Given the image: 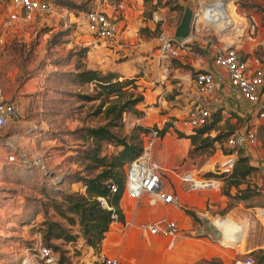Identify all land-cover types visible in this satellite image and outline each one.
<instances>
[{"label": "rangeland", "instance_id": "rangeland-1", "mask_svg": "<svg viewBox=\"0 0 264 264\" xmlns=\"http://www.w3.org/2000/svg\"><path fill=\"white\" fill-rule=\"evenodd\" d=\"M101 1L61 0L56 3L53 10L41 14L35 13L28 19L20 13L18 19L7 27L6 19L12 8L9 0H0V102L13 103L17 107V114L11 119L13 121L29 120L30 127L33 128L25 133H20L13 129L15 124L11 120L6 126L0 128V264H22L27 256H31V248L37 240H42L44 244L45 225L43 223L45 220L60 222L65 228H69L72 235L78 236L79 233L77 223L69 225L56 212L53 205H48L54 197V191L51 189L53 185L46 187L41 192L39 179L36 178V181L35 176H30V171L27 169L14 168L18 167L17 163L9 162L8 156L16 153L30 162L37 159L43 160L46 170L51 171L54 180L57 179V182L61 184L59 188L66 192L75 191L79 183L72 184L71 181L74 177L85 176L88 172L86 171L87 161L79 157L76 150L78 148L82 150L88 145H82L68 132L82 127L103 124L105 119L102 112L108 103L105 102L101 106L100 113H95L105 95L99 99L77 100L74 96H68L66 93L94 95L99 89L94 84L88 85V83L70 85L69 80L77 70L96 69L100 72L115 71L119 73L121 70L116 67L129 65L128 68L135 67L134 72L138 73L134 77L127 78H133L135 82L137 81L136 77L143 72V62L148 60L147 57L142 59L145 61H132V56L123 55V51L119 47H116L118 50L116 54L110 51L108 59L103 58L98 50L109 52L108 49H112L114 46L107 45L96 37L93 39L84 36L87 33L82 27L83 14ZM143 1L142 6L138 7L137 14L143 18L144 23L149 21L152 12L157 11V7L164 8L168 15L174 14L175 23H179L184 6L190 4L196 8L199 2L197 0H157L156 4L148 6L145 3L146 0ZM200 1L208 4L214 1L213 4L216 5L212 7L219 13V16L214 17L215 21L224 18L221 21L225 20L228 24L234 25L223 35L225 36L223 38L228 40V43H231L233 47L244 40H250L253 45L254 57L258 64L264 65V0ZM136 2L138 0H133L134 5H137ZM127 5L130 7L128 0ZM233 12H236L237 15L233 16ZM115 16L117 25L120 27V24H123L125 12ZM156 28L154 32H146L145 29L140 28L138 33L147 43L158 35ZM218 32V27L211 25L203 31V38H214L219 36L220 32ZM103 44L106 46L104 47ZM156 45H152L148 49L150 58L156 52ZM101 62L106 65L104 68L101 67ZM132 62H135L134 66ZM100 67L101 69H99ZM50 72H58L59 76L63 75L64 79L59 80L56 75H51ZM122 78H124L123 75L119 77V80ZM135 84L137 86L135 89H129L133 94L130 96L131 99L139 93L142 94V89L139 87L141 85L136 82ZM114 96H107L106 99L112 102L116 100ZM127 97V93L123 94L120 102H123ZM142 104L143 100L126 112L123 115V127L121 129L113 128L112 131L120 136L127 135L135 126L140 125L134 121L135 117L143 116V111L139 109ZM218 116L219 118L215 114L214 117L220 120L222 116L220 114ZM219 122L214 124V129L209 133L210 136L217 134L224 136L220 142L215 143V148L213 150L208 148L203 153L192 155L188 151L187 157L193 165L198 164L195 167H200L199 165L205 159L213 156L216 149H221L223 153L224 150H228L225 143L228 135L238 132L242 140L234 150L240 149L241 153L249 158V163L256 167L246 181L250 186L256 185L258 191L256 195L246 200L231 198L222 210L209 208L211 212L219 211L220 213L215 221L211 220L216 223L219 220L233 219L232 215L226 213L227 209L235 202L240 201L245 208L264 205V120H255L254 117L249 116L244 120L228 117L221 125ZM41 126L52 128L53 141L46 143L45 140H38L33 136L42 135V132L38 130V127ZM168 127L166 124L167 131H169ZM250 128L256 129L254 145H248L245 142L246 132ZM173 130L179 136L178 131L175 128ZM29 134L33 135L28 137ZM107 149L110 151L112 148L107 147ZM214 158L215 156L211 158L212 161L207 166L208 172L212 174L218 168L216 164H213ZM197 172L199 174L208 173L204 171V167L193 170L192 173ZM88 173L94 174V171ZM64 178H66L65 183L63 182ZM187 186L188 183H186ZM244 186L241 185L242 188ZM225 187L226 181L224 180L221 182L219 190L211 192L219 191L216 193H221ZM230 192L234 193L235 189L231 188ZM257 210L260 209L257 208ZM250 217L253 218V214H250ZM251 221L249 227H245L244 237L242 228L239 227L241 236L237 240H243L242 245L238 247L224 246L243 250L247 245L249 246L248 243L264 245V221L257 220V218L255 221L253 219ZM196 225L197 228L202 227L199 221H196ZM195 235L198 236L197 230ZM151 238L153 245L162 247L177 245L176 241L179 239L177 236ZM50 244L53 251L58 254V264H93L99 258L94 250L85 246L81 237H76L71 242L52 239ZM258 250L264 251V249L257 248L254 252ZM251 255L257 264H264L258 262L262 256L261 252Z\"/></svg>", "mask_w": 264, "mask_h": 264}, {"label": "crops", "instance_id": "crops-1", "mask_svg": "<svg viewBox=\"0 0 264 264\" xmlns=\"http://www.w3.org/2000/svg\"><path fill=\"white\" fill-rule=\"evenodd\" d=\"M156 1L146 0L145 3L152 6L156 4ZM128 2L130 7L127 5L123 24H120L118 35L114 40L106 43L114 47L109 48V52L103 50H98V52L100 56L108 59L107 56L110 55V51L116 54L118 51L116 47H119L122 49L123 55L132 56V61H145L142 59L148 57V60L143 62V72L136 77L137 81H135L141 85L139 87L142 89L143 104L139 109L143 111V116L135 117L134 123L148 127L156 125L159 128H162L165 123L168 124L169 131L166 129L165 133L155 142L152 148V157L160 165L164 189L177 193L179 203L175 206L158 205L152 207L148 204L146 195L134 200L123 193L119 200V207L124 220L112 221L102 242L101 251L97 256H118L124 264H198L197 261L200 259H210L212 257H219L224 264H232L233 258L237 255L252 252L257 248L264 249V245L248 243L249 246L247 245L243 250H237L225 247L220 244L219 240L212 238L206 222L208 220L215 221L220 213L219 211L211 212L209 208L222 210L231 198L222 193H216L219 191L193 192L188 189V186L186 187L187 180L185 178L193 170L204 167L205 172L209 171L207 166H209L213 156H215L213 164H216L221 170L229 169L228 164L234 162L237 158V150H231V153L224 154L221 149H216L213 156L205 159L199 165L200 167H195L198 164L193 165L187 157L191 148L190 140L177 136L173 130L175 128L185 134L190 133L191 130L180 125V120L196 104L211 107L212 114H216L218 118V114H220L222 116L219 120L220 125L228 117L243 120L249 116L255 118L253 105L240 94L231 91L227 72L214 64L215 47H233L231 43H228V40L223 38L227 31L223 33L218 29L221 33L218 32L219 36L209 39L203 38V31L208 27L201 25L198 31H192V36L185 41L178 56L158 61L154 57L150 58L148 56V49L150 46L156 45L157 36L145 43L138 31L142 28L146 32H154L157 27L158 33L164 32L173 36L178 25V23H175V15H168V13H165L164 8L157 7V10L163 16V21L155 27L151 21L144 23L143 18L137 14L138 7L142 6L143 0L142 2L138 0L137 5H134L133 0H128ZM195 9L192 8V15ZM84 36L92 37L88 33ZM92 38L94 39V37ZM245 41L237 43L233 48L247 61L251 68H256L260 64L254 57L253 45L250 40ZM104 63L106 62L104 61ZM134 64L135 62H132L133 66ZM104 66L106 65L101 62V67L104 68ZM127 66L129 65L116 68L121 70L119 73L123 77H134L138 73L134 72L135 67L128 68ZM203 71H210L215 75V88L208 95L199 94L193 80V72ZM10 120L15 124L13 129L20 133L33 129L30 127L29 120ZM38 128L42 135L32 134L34 137L38 140L43 139L46 143L54 140L52 128L50 129L47 126ZM232 134H238V132L230 135ZM32 135L29 134L28 137ZM257 208L260 210H257ZM184 210L192 211L202 227L197 228L196 221L187 215ZM164 214L175 219L179 226L177 245L174 244L171 247L153 245L151 237L155 236L140 228L141 224L153 221ZM226 214L233 216V219L226 220L233 222L236 228L234 229L235 232L238 227H241L244 237L245 227H249L252 222L251 219L255 221L257 218V220L264 221V205L245 208L238 201L227 209ZM250 214H253V218L250 217ZM196 230L198 236H194Z\"/></svg>", "mask_w": 264, "mask_h": 264}, {"label": "trees", "instance_id": "trees-1", "mask_svg": "<svg viewBox=\"0 0 264 264\" xmlns=\"http://www.w3.org/2000/svg\"><path fill=\"white\" fill-rule=\"evenodd\" d=\"M53 3L61 2V0H50ZM157 29V28H156ZM197 72H193L195 75ZM51 75H56L59 80L58 72H50ZM115 71L100 72L96 69L77 70L73 73V77L69 80L70 85L94 84L99 89L94 95L70 94L77 100H93L99 99L102 95L105 97L101 100L95 113H100L101 106L107 102L103 113L105 122L98 126H88L75 129L68 132L73 135L79 143L88 146L84 149L78 148L76 153L79 157L87 161L86 171H94V174L88 173L85 176L74 177L72 184L76 183L78 188L72 192H66L60 187L57 179L51 171H43L38 166L31 162L17 163L16 169H27L30 171V176H35L40 181V191H44L46 187L52 186L54 197L48 205L52 206L59 215H61L69 225L77 223L79 226L78 236L72 235L69 228H65L60 222L53 220H45V230L43 238L45 245L51 247L50 240L61 239L67 242L74 241L76 237H81L86 247L94 250L97 254L101 251V246L110 224L115 220L114 214L117 215V221H123L124 217L119 207V200L123 192L124 183V168L125 165L135 158L142 150V134L149 132L148 126L138 125L127 135H118L112 131L113 128L121 129L123 127V115L131 110L137 103L143 100L142 94H137L134 98H130L132 92L129 89H135L137 86L133 78L124 77ZM128 94V97L120 102L123 94ZM115 95L116 100L109 102L106 97ZM107 97V98H108ZM212 116V121L207 124L192 130L189 134L178 131L179 137L188 138L190 140L191 149L189 154L203 153L206 149L215 148V143L223 139V135L217 134L210 136L209 133L214 129V124L219 120ZM166 131V123L160 128V136ZM229 136V135H228ZM107 147L112 149L109 151ZM231 153V150H224V154ZM256 169L255 166L249 163V158L237 150V158L230 171H220L219 173H205L207 177H214L221 182L226 181V187L221 192L223 195L237 200H246L258 191L257 186H250L246 181L250 174ZM11 170V168H10ZM50 178V179H49ZM59 179V178H58ZM61 179V178H60ZM37 181V179H36ZM60 181V180H59ZM50 182V183H49ZM61 182V181H60ZM63 182H66L64 178ZM115 185L116 190L112 191L111 186ZM241 185H245L244 188ZM231 188L235 189L231 193ZM99 198H104L107 204L102 207ZM60 199V200H57ZM54 200V201H53ZM185 213L191 216L195 221L198 218L190 210H184ZM68 215H67V214ZM75 217V218H74ZM262 256L259 263H264V251H252L249 254L260 253ZM198 264H224L219 257L210 259H201Z\"/></svg>", "mask_w": 264, "mask_h": 264}, {"label": "built area", "instance_id": "built-area-1", "mask_svg": "<svg viewBox=\"0 0 264 264\" xmlns=\"http://www.w3.org/2000/svg\"><path fill=\"white\" fill-rule=\"evenodd\" d=\"M196 7L192 17L193 31H198L201 25L209 27L216 25L206 19L207 13L205 7L208 3L197 0ZM12 11L9 12L6 19V26L9 27L19 14L22 13L25 18H30L35 13H45L53 10L56 4L50 0H9ZM127 9V0H102L92 9L84 12L82 18L83 29L92 37L107 43L115 39L119 33V27L116 22V16ZM214 13V12H213ZM154 26H158L163 21V16L157 11H153L149 19ZM217 26V25H216ZM223 33L231 27L217 26ZM1 41V40H0ZM185 41L179 42L173 36L164 32L157 35L156 52L153 57L158 61L178 56L180 49ZM216 54L214 64L224 69L228 74V83L232 92L240 94L244 99L253 105L255 120H264V65L251 68L247 61L243 59L235 48L226 46L225 48L215 47ZM193 80L197 91L201 95H208L215 88V75L210 71L197 72L193 75ZM17 114V107L11 102H0V128L6 126L11 118ZM212 116V109L203 104L194 105L187 114L180 120L183 128L194 130L209 122ZM142 150L124 168L123 192L134 200L140 199L143 195L147 196V202L150 206L158 205L175 206L179 203L177 193L169 192L164 189L163 178L160 173L159 163L152 157V148L155 142L160 138V128L156 125L149 126V132L142 134ZM242 138L239 134H232L226 140V145L230 150L239 145ZM245 142L248 145H254L256 142V129L250 128L246 132ZM11 163L30 162L20 154L13 153L8 156ZM235 161V160H234ZM43 171L46 170L44 161L41 159L31 162ZM234 162L229 163V169L221 170L217 168L215 173L220 171H230ZM188 183V189L193 192L219 190L221 181L214 177H207L205 174L191 173L185 178ZM111 190H116L115 185ZM102 207L107 204L104 198H99ZM114 221H117V215L114 214ZM216 226V222H212ZM148 234L156 238L175 237L179 233L177 221L171 216L164 214L153 221L140 225ZM219 229V228H218ZM31 256H27L22 264H58V254L53 249L37 240L31 248ZM93 264H124L118 256L102 255ZM232 264H257L254 257L245 253L233 258Z\"/></svg>", "mask_w": 264, "mask_h": 264}, {"label": "water", "instance_id": "water-1", "mask_svg": "<svg viewBox=\"0 0 264 264\" xmlns=\"http://www.w3.org/2000/svg\"><path fill=\"white\" fill-rule=\"evenodd\" d=\"M192 6L190 4H186L184 6V11L181 16L180 22L175 28L173 37L175 40L182 42L186 41L188 38L192 36ZM204 11L207 12L206 19L209 20L210 22L214 21V14L213 11L209 7H205ZM206 226L209 229L210 235L212 238L218 240V238L221 236L222 232L220 229L216 228L213 223H211L210 220L206 222Z\"/></svg>", "mask_w": 264, "mask_h": 264}, {"label": "bare ground", "instance_id": "bare-ground-1", "mask_svg": "<svg viewBox=\"0 0 264 264\" xmlns=\"http://www.w3.org/2000/svg\"><path fill=\"white\" fill-rule=\"evenodd\" d=\"M213 3H214V1L209 4V8L214 12L213 13L214 17L215 16H219V13L214 9V7H212V6L216 5V4H213ZM233 15H236V12L235 13L233 12ZM222 19H224V18H219V19H216V21H215V18H214L215 22L213 21L212 23L216 24L217 26H221V25L227 26V27L234 26V25L228 24L225 20L221 21ZM217 20H219V22H217ZM230 220H219L216 223V226L218 228H220V231L222 232V234L218 238V240H219L220 244H222V245H232L234 247H238V246L242 245L243 240L242 241L241 240H237V238H240V236H241L240 232H239V227L237 228L238 232L237 231L235 232V230H234V229H236L235 225Z\"/></svg>", "mask_w": 264, "mask_h": 264}]
</instances>
